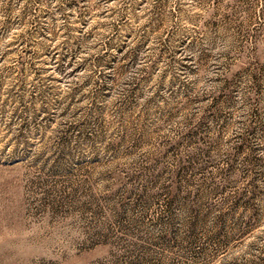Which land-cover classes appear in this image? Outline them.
<instances>
[{"label": "rangeland", "instance_id": "obj_1", "mask_svg": "<svg viewBox=\"0 0 264 264\" xmlns=\"http://www.w3.org/2000/svg\"><path fill=\"white\" fill-rule=\"evenodd\" d=\"M0 264H264V0H0Z\"/></svg>", "mask_w": 264, "mask_h": 264}]
</instances>
